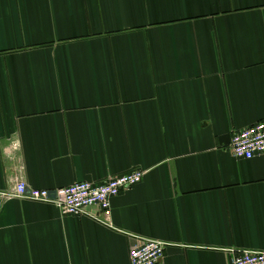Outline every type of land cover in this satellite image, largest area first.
I'll return each mask as SVG.
<instances>
[{
	"label": "crops",
	"instance_id": "1",
	"mask_svg": "<svg viewBox=\"0 0 264 264\" xmlns=\"http://www.w3.org/2000/svg\"><path fill=\"white\" fill-rule=\"evenodd\" d=\"M264 0H0V264H230L264 250ZM141 169L111 201L62 214L13 196Z\"/></svg>",
	"mask_w": 264,
	"mask_h": 264
},
{
	"label": "built area",
	"instance_id": "2",
	"mask_svg": "<svg viewBox=\"0 0 264 264\" xmlns=\"http://www.w3.org/2000/svg\"><path fill=\"white\" fill-rule=\"evenodd\" d=\"M227 148L236 159L264 157V118L234 131ZM142 177L141 169H133L99 183L78 181L54 189L28 188L23 179H17L12 195L52 204L62 214L78 215L85 208L94 207L97 210L95 218L108 224L112 199L135 186ZM165 247L162 241L144 239L130 248L129 263L157 264L163 257ZM229 252L230 264H264V250L232 249Z\"/></svg>",
	"mask_w": 264,
	"mask_h": 264
},
{
	"label": "water",
	"instance_id": "3",
	"mask_svg": "<svg viewBox=\"0 0 264 264\" xmlns=\"http://www.w3.org/2000/svg\"><path fill=\"white\" fill-rule=\"evenodd\" d=\"M94 208V207H93Z\"/></svg>",
	"mask_w": 264,
	"mask_h": 264
}]
</instances>
